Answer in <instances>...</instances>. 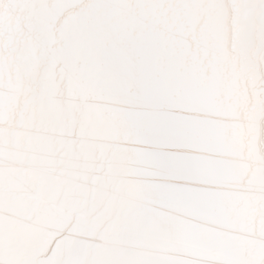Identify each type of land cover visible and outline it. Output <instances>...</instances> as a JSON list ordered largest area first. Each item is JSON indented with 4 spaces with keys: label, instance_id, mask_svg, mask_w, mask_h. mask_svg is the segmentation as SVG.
Here are the masks:
<instances>
[{
    "label": "snow or ice",
    "instance_id": "snow-or-ice-1",
    "mask_svg": "<svg viewBox=\"0 0 264 264\" xmlns=\"http://www.w3.org/2000/svg\"><path fill=\"white\" fill-rule=\"evenodd\" d=\"M0 264H264V0H0Z\"/></svg>",
    "mask_w": 264,
    "mask_h": 264
}]
</instances>
